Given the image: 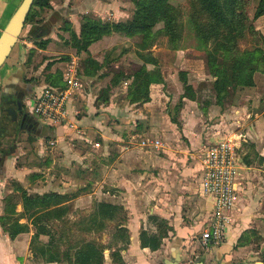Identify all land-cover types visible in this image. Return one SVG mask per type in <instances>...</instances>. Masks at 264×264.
<instances>
[{
	"label": "crops",
	"instance_id": "1",
	"mask_svg": "<svg viewBox=\"0 0 264 264\" xmlns=\"http://www.w3.org/2000/svg\"><path fill=\"white\" fill-rule=\"evenodd\" d=\"M17 2L18 0H0V34L20 6L19 4L16 8ZM128 4L125 0H81L77 3L73 0L69 3L54 5L60 11V16L72 23L74 27L75 24L81 25L80 18L84 13H93L100 17L102 22H126L130 18ZM113 36H117L120 40H127L118 35L104 37L90 46L88 53H81L78 56L80 61V66L77 64L78 73L81 71L82 61L87 57L102 64V69L93 77L79 76L81 88L67 103L69 124L75 126L77 131L70 129L67 124L56 127L46 126L49 129L54 128L61 137L64 132H70L74 139L91 145L89 152L83 153L79 151L80 148L73 152V159L75 158L77 162L84 161L80 162V164L83 163L84 170L77 168L76 180H81V173L87 176V180L83 186L77 188L86 187L85 191L73 199L70 205L73 201L77 205L81 202H92L93 205L99 201L123 206L128 211L127 228L134 245L139 244V232L142 227L147 226V224L144 226V222L151 215L167 220L174 233L185 237L199 230L203 224L202 218L204 217L205 220L210 217L212 209V200L199 193L201 158L204 149L220 139L222 131H226L230 136L241 132L246 137L245 144L255 146L259 158L263 159L262 167H264L262 145L264 143V111L256 109L257 107L254 106L256 102L252 107L251 102H248L247 106L239 108L222 109L219 106H211L204 114L196 102L185 99L182 108L176 113L175 111L171 113L164 104L170 102L173 107L177 98L175 94L168 91V97H166L163 89L165 86L169 90L182 88V84L177 82V72L173 73L172 70L169 71V79L164 77V83L150 85L149 102L143 105L129 104L126 100L129 81L123 78L117 81V74L121 72L119 69L123 68L120 65L126 59V54L120 52L122 42L114 46L115 42L120 40L112 39ZM14 49L15 47L0 70L6 67L4 73L6 81L15 78L14 76L19 73L26 76L24 67L19 70L15 68L16 62H8L11 61L10 56ZM137 51L135 49L133 54L141 60ZM112 53L115 55L110 56ZM197 53L193 49L174 51L175 64L182 65L180 71L187 72V75L197 72L193 65L194 61L188 58L191 54ZM109 61L112 62L109 63ZM43 87L32 86L29 99L32 100ZM35 91L38 92L34 93ZM182 94L180 90L179 95ZM230 109L234 110L235 114L232 116L231 123L228 119V115L232 113L229 112ZM222 110L226 111L222 113ZM173 117L179 123V127L171 122ZM236 125L239 126L236 127ZM148 134H153L156 139L153 142L143 139ZM147 141L149 143H146ZM156 142H158L157 147ZM57 143L59 149L65 148L63 141ZM243 145L244 143L240 149ZM99 149H102L100 154ZM239 162L240 176L237 182L240 178L243 180L237 184L235 222L227 232L226 242L222 246L225 249L235 245L243 231L254 224L258 226L264 221V207H262L264 182H257L256 178L251 177L256 176L259 168L254 163L248 166L240 159ZM260 186L263 189L258 192ZM58 193L65 192L58 191ZM203 208L204 215L201 214ZM185 209L195 210V212L190 215L189 210L184 214ZM177 239L180 243V238ZM254 261L255 264L260 263L256 259ZM0 264L4 262L0 260Z\"/></svg>",
	"mask_w": 264,
	"mask_h": 264
},
{
	"label": "trees",
	"instance_id": "2",
	"mask_svg": "<svg viewBox=\"0 0 264 264\" xmlns=\"http://www.w3.org/2000/svg\"><path fill=\"white\" fill-rule=\"evenodd\" d=\"M130 2L134 8L129 21L109 23L90 15L84 16L78 35L72 33L70 43L76 53L81 54L88 53L90 46L111 35L127 39L139 38L137 55L143 64L131 74L121 71L117 74V81L121 78L129 81L126 91V100L129 104L143 105L150 100V85L164 83V75L159 70L158 60L146 53H149L148 50L153 46V40L157 36L165 37L171 50H180L182 26L179 11L170 4V0H130ZM245 4L246 0H189V24L199 47L204 48L206 52V61L213 78L212 97L202 101L196 96L194 88L189 83L187 72L180 71L178 76L183 94L174 107L175 113L182 108L185 99L196 102L204 114L211 106H219L222 109L239 108L241 105H236L235 102L237 100L235 94L238 91L255 89L258 85L257 75L263 77L262 85L264 86V35H259L262 46L257 45L253 49L243 51L238 48V42L245 34L254 32L245 12ZM37 6L48 8L49 0H35L25 23L29 22L31 16L34 15L33 9ZM262 16H264V0H259L252 20L256 21ZM158 25H161V28L153 32ZM38 43L40 49L45 48V42ZM51 67V64L45 67L46 71L42 76L43 84L51 88L64 89L63 73H59L57 69L51 72ZM101 69L102 64L87 57L82 61L79 75L93 77ZM260 101L264 102V93ZM263 110L264 107L261 108V111ZM171 122L179 127L175 117L171 119ZM244 145L250 153L258 154L255 146ZM251 160L245 157L243 161L245 165L251 166L253 165ZM37 177H39L38 174L31 176L33 179ZM85 189L86 187L80 188L71 193L48 192L42 195H28L23 189L17 188V192L20 193L22 213L14 218L16 204L6 201L5 214L0 217V225L3 231L13 239L15 230L28 231L25 224H19V220L26 217L34 229L30 241L32 257L36 260L40 259L42 263L103 264L105 247L85 239L72 240V233L70 234V230L66 227L69 224L67 216L70 211V202ZM127 215V210L123 206L96 202L89 215L80 219L75 227L86 233H98L105 231L109 228V224L116 222L113 226L112 242L107 248L115 249L110 254L113 262L122 264L123 259L120 252L129 244V231L126 227ZM147 224L155 230L147 231L146 228H142L139 234V244L141 249L154 252L160 248L168 233L173 232V229L167 220L155 215L147 217ZM55 225L60 226L59 232L54 230ZM41 236L47 237L48 240L43 244H37ZM242 239L241 235L237 241ZM118 243H121V248H115ZM62 245L65 246L63 249Z\"/></svg>",
	"mask_w": 264,
	"mask_h": 264
},
{
	"label": "rangeland",
	"instance_id": "3",
	"mask_svg": "<svg viewBox=\"0 0 264 264\" xmlns=\"http://www.w3.org/2000/svg\"><path fill=\"white\" fill-rule=\"evenodd\" d=\"M70 1L72 2L73 0H49L48 8H39L38 6L35 7L33 9L34 15L31 16L29 22L25 23L22 32L18 38V41L14 46L15 49L10 56L11 61L8 62H16L15 68L19 70H22V68L24 67V69H26V81L33 87L39 88L45 86L43 84L44 78L42 76L46 71L45 67L47 66V64L52 65L50 70L51 72H54L55 69H57L58 72L61 74L64 73L67 65L71 64L74 59L76 60V65L78 64L80 66V61L78 58L80 54H77L71 46L70 38L72 33H76L78 35L81 25L79 26L78 24H75L74 27H72V23L66 21L63 16L61 17L60 11L56 9L57 7H55L54 5H61L64 2L69 3ZM79 1L81 0H74V2L76 3ZM125 1L129 3L128 11L131 17L134 8L133 4H131L130 0ZM258 1L259 0H246L245 12L252 24V27L254 28V32H247L245 36L238 42V48L240 51L246 49H253L257 45L262 46L259 35H264V16L260 17L256 21L252 20L253 12L257 6ZM20 2L21 0H18V2L16 3V8L19 6ZM170 4L175 7L180 14L179 19L180 24L182 26L181 39L179 44L180 50L185 51L186 49H193L194 51L198 52L196 55L191 54L190 56H188L190 60L194 61L193 65H195V69L197 71L188 75V81L194 88L196 96L201 98L202 101L208 100L212 97L213 78L210 75V70L206 61L205 49L199 47V44L189 24V0H170ZM87 15L101 20L100 17H97V15H94L93 13H84V15H81V22L83 20V17ZM160 28L161 25H158L153 29V32H156ZM111 38L115 40H120L117 36H113ZM42 41L46 43L44 49H40L38 47V42ZM118 42L123 43V45L120 46L121 54H126V59L120 65L123 68L119 70L123 71L124 73L131 74L143 64L142 60H139L133 54V51L137 49V46L140 43V39L132 38L127 40L116 41L114 45L115 47L118 46L116 45L118 44ZM169 47L170 46L165 37L157 36L155 40H153V46H151V48L148 50L149 53L144 52V54H151L152 56L157 58L159 63V70L162 73L164 72V77L166 79H169L168 75L170 73V70H172L173 73L177 72V82L181 84V82L179 81L178 74L182 65L181 63L178 65L177 63L175 64V59L173 57L174 51L171 50ZM43 51L47 52L44 53ZM114 55L115 54L112 53L110 56ZM111 62L112 61H109V63ZM5 70L6 67H3L2 71H0V83L5 80ZM262 80L263 77L257 75L256 81L258 85L255 89L238 91L235 94L237 96V100H235L236 105L240 104L241 106L239 107H243L245 105L247 106V103L249 101L251 102L252 107V105H254V102H256L254 106H256L257 108H254L261 111V108L264 107V102L262 103L260 101V98L263 96L264 93V86L262 85ZM163 90L166 94V97H168V92L175 94L177 98L174 101L175 104L178 103V96H180V90L181 92H183L181 87L177 88V90L175 88H171L169 90L167 86H165ZM36 92L38 91H35L34 93ZM28 105L29 107L32 106L31 98L28 101ZM165 106L167 109L171 110V113H174V106L172 107V104H170V102L164 104V107ZM224 111L226 110H222V113H224ZM233 111L234 110L231 109L229 110V112H232L228 115L229 123L233 121L232 116H235ZM217 118L219 117L217 116ZM206 123H204V125H206ZM238 126L239 125H236V127ZM220 135L221 138L225 136H230L226 131H222ZM143 139H147L148 141L153 142L156 137L153 134H148L144 136ZM50 141H54L55 144L53 146H50ZM58 141L64 142L65 148L63 150L57 147ZM148 141L146 143H149ZM243 146L244 147L238 151L239 159L243 163L245 157L251 158L254 165L259 168V171H256V176L252 175L251 177L256 178L257 182H264V167H262L263 159L260 157L261 162H259V155L250 153L246 148V145ZM18 147V152H20L21 155L19 159L16 160V162L12 161L10 163L8 178L5 182L0 185V217L5 214L4 206L6 201H10L11 203L14 202L16 204L15 215L13 216L14 218H16L18 214L22 213L21 201L19 199L20 193L17 192V188L23 189V191L26 192V194L28 195H42L46 192L51 191H63L65 193L76 192V189L78 187L83 186L85 184L87 176H85L84 173V175H81L82 173L80 174V181L76 180V174H78L77 168H79L80 170H84L82 168L83 163L80 164V162L84 161L80 160V162H77L75 158L73 159V152L77 151V148H80L79 151H83V153L89 152L91 150V145L85 144L83 141H78V139H74L73 135L70 134V132H64L63 136L61 137L60 134H57L55 132L54 128H47V133L42 139L36 140L30 137L25 144H21ZM147 149L148 151H151L150 148ZM98 152L100 154L102 152V149H99ZM34 174H38L39 177L34 179L31 178V176ZM242 180L243 178H240V181ZM240 181H238V183H240ZM262 189L263 188H261L260 186L258 188V192H260L259 190ZM262 195V197L264 198V192H262ZM78 205L75 201H73L70 205V211L67 216L69 224H67L66 227L70 230V234L72 233V240L75 241L85 239L89 241H94L95 243L104 246L105 248L103 252V264H115L116 262L114 263L112 258L110 257L111 252H114L115 249H109L107 248V246L110 245L112 242L113 226L116 224V222L115 224H109V228L105 231L103 230L98 233L83 232L79 230V228H76L75 224L79 222L80 219L89 215V213L91 212L92 202H81L78 203ZM262 207H264V202L262 203ZM189 210L190 209H185L184 213L186 214ZM194 212L195 210H190L189 214L192 215V213ZM201 214H205L204 208L202 209ZM126 218L127 227V223L129 220L128 215L126 216ZM194 219H196V217H194ZM202 219L203 224L197 232L188 234L185 237H180L174 232L168 233L167 238L162 242L160 248L154 252H151L148 249H141L140 244L134 245V243L131 242V233L128 230L129 244L124 250H121L120 252V255L123 259L122 264H164V260L171 259V249L174 247V245H177L179 243L177 242V240H179L177 238H180L181 240L178 244L179 247H177L178 252L183 255V261L181 262V264H191L190 261L193 254L198 253L205 255L206 264H214V259L208 262V256L210 258L209 260H211L214 254H218L219 259H223L224 261L229 260V263L231 264L248 263V261L251 259H256L258 262H262L264 264V259L262 255V247L264 245V221L262 222V224H258V226L254 224V226L243 231L239 235V237L242 235L243 239L239 242L237 241L235 245H233L231 248L225 249V247L222 248V246L223 244H225L228 234H226V237L221 243V246H214L210 244L204 245L202 243L201 236L203 234L204 229L209 227L210 217H207L205 220L204 217ZM233 221L235 222L234 215ZM19 224H25L28 227V231L22 232L15 230L13 239H11L10 236L5 231H3L4 229L0 225V260L3 261L4 264H46L42 263L40 259L36 260L32 257L30 241L34 233V229L30 225L29 220L24 217L19 220ZM146 224L147 220L144 222V226ZM59 228L60 226L58 225L54 226V230L56 232H59ZM142 228H146L147 231L155 230L153 228H150L148 224L146 227ZM39 240L40 241H37V244H43L47 242L48 238L45 236H41ZM64 247V245L61 246L62 249ZM119 247L121 248V243H118L115 246V248Z\"/></svg>",
	"mask_w": 264,
	"mask_h": 264
},
{
	"label": "built area",
	"instance_id": "4",
	"mask_svg": "<svg viewBox=\"0 0 264 264\" xmlns=\"http://www.w3.org/2000/svg\"><path fill=\"white\" fill-rule=\"evenodd\" d=\"M63 82L64 89L44 86L32 99L31 113L45 126L67 124L76 132V127L69 124L67 113L68 101L80 89L81 81L75 62L67 65L63 73ZM246 142L243 133H233L207 145L203 151L199 193L212 200L210 224L201 236L204 245H220L234 222L237 180L240 176L238 151ZM54 144V141L49 142L50 146ZM155 146H158V142Z\"/></svg>",
	"mask_w": 264,
	"mask_h": 264
},
{
	"label": "flooded vegetation",
	"instance_id": "5",
	"mask_svg": "<svg viewBox=\"0 0 264 264\" xmlns=\"http://www.w3.org/2000/svg\"><path fill=\"white\" fill-rule=\"evenodd\" d=\"M14 77L0 83V185L8 178L10 163L16 162L21 155L18 146L25 144L30 137L40 140L47 133L46 126L32 115L28 105L32 85L20 73ZM177 247L178 244L174 245L170 253L171 259L164 260V264H181L183 255L178 252ZM209 259L208 256V262L214 259V264H231L229 260L219 259L218 254ZM249 261L247 264H255L254 259ZM190 262L206 264V257L200 253L193 254Z\"/></svg>",
	"mask_w": 264,
	"mask_h": 264
},
{
	"label": "water",
	"instance_id": "6",
	"mask_svg": "<svg viewBox=\"0 0 264 264\" xmlns=\"http://www.w3.org/2000/svg\"><path fill=\"white\" fill-rule=\"evenodd\" d=\"M35 0H23L0 34V69L10 55L25 25L27 15ZM264 259V245L262 247ZM250 262V261H249ZM247 264V263H243ZM259 264H263L260 262Z\"/></svg>",
	"mask_w": 264,
	"mask_h": 264
}]
</instances>
